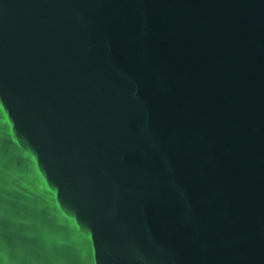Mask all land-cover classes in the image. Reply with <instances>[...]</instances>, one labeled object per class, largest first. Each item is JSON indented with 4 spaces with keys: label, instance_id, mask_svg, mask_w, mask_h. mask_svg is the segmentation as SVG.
Segmentation results:
<instances>
[{
    "label": "water",
    "instance_id": "water-1",
    "mask_svg": "<svg viewBox=\"0 0 264 264\" xmlns=\"http://www.w3.org/2000/svg\"><path fill=\"white\" fill-rule=\"evenodd\" d=\"M0 264H264V0H0Z\"/></svg>",
    "mask_w": 264,
    "mask_h": 264
}]
</instances>
